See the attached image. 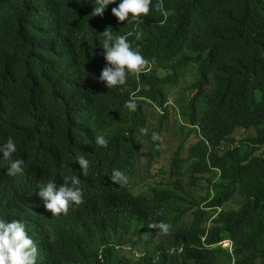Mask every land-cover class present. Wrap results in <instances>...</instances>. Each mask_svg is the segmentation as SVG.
Wrapping results in <instances>:
<instances>
[{"label": "clouds", "instance_id": "9594fccd", "mask_svg": "<svg viewBox=\"0 0 264 264\" xmlns=\"http://www.w3.org/2000/svg\"><path fill=\"white\" fill-rule=\"evenodd\" d=\"M116 1L67 0V6L78 12L86 4L94 10L93 16L105 12L118 22L139 26L152 3L120 0L117 7ZM56 9L42 25L45 33L48 23L55 20ZM155 9L165 21L175 15L174 9H164L162 0ZM113 33L106 28L102 37L96 38L85 63L100 89L101 116L111 125L106 135L87 136L86 154L93 157L91 162L85 155L76 161L73 147L69 151L55 149L54 155L38 152L40 145L48 144L52 132L48 101L54 105L58 97L54 86L50 98L42 93L22 109L11 104L4 111L0 120V185L3 183L6 195L1 202L5 214L0 215V264H238L231 236L217 233L213 224L221 207L211 203L216 187L237 199L264 184V119L256 124L251 108L262 101L261 92L254 89L250 77L238 75V84H230L220 80L218 71V80L214 74L198 71L186 81L185 91L166 93L160 103L150 104L144 95L149 87L143 75L155 56L163 55L164 40L154 42L145 57L132 38L128 39L132 32ZM197 35L188 36V53ZM141 36L142 31L135 33L136 40ZM1 58L5 53L0 51ZM223 59L217 56V64ZM121 107L129 113L125 125L120 124ZM239 108L245 110L241 117ZM87 114V127H91L98 118L88 109ZM90 164L92 169L98 164L114 169L108 175L111 187L86 197ZM170 164L197 169V195L204 199L192 208L176 199L177 213L166 219L156 212L165 200V193L158 188L148 193L152 205L121 229L119 217L130 203L117 184L129 182L123 166L133 167L134 185L148 189L155 182L152 176L163 175ZM82 203L103 238L97 236L77 250L67 239L64 217ZM226 205L231 207L232 202ZM68 253L74 263L68 261Z\"/></svg>", "mask_w": 264, "mask_h": 264}, {"label": "trees", "instance_id": "16d2710c", "mask_svg": "<svg viewBox=\"0 0 264 264\" xmlns=\"http://www.w3.org/2000/svg\"><path fill=\"white\" fill-rule=\"evenodd\" d=\"M157 2L159 0H152L149 14L141 18L142 23L137 26L118 22L116 17L105 12L93 16L94 10L86 4L74 12L73 6H67V0H0V51L5 53V58L0 60V120L4 119V111L11 104L22 109L23 104L33 101L39 94L50 98L54 86L58 97L54 105L48 101L52 132L48 144L40 145L38 152L54 155L55 149L69 151L73 147L76 161L85 155L91 162L93 157L86 154L87 136L106 135L111 125L101 116L97 101L100 89L86 71L85 63L96 38L110 28L114 35L132 32L128 39L132 38L145 57L154 42L160 44L164 40L163 55L157 54L149 72L143 75L149 87L144 95L150 99V104L160 103V97L166 93L185 91L186 81L190 82V77L198 71L214 74L217 80L218 71L220 80L230 84H238V75L247 76L254 80H251L254 89L262 94V101L251 107L253 121L260 123L264 119V0H162L164 9L175 11L166 21L155 9ZM119 3L120 0L114 5L118 7ZM55 7V20L48 23L45 33L42 25ZM137 31H142L139 40L135 39ZM193 34L198 35L188 53V36ZM217 56L224 58L218 64ZM221 63L224 64L218 69ZM87 109L98 118L91 122V127H87L90 121ZM244 112L240 108L237 110L239 117ZM121 113L120 124L125 125L129 118L127 108L121 107ZM92 165L87 175L86 197L111 187L108 175L114 168L98 164L92 169ZM168 169L163 175H153L155 182L145 189L132 182L133 167L123 166L122 171L129 173V182L117 184L130 203L119 217L121 229L152 205L148 193L158 188L165 193V200L156 212L166 219L177 213L176 199L190 208L204 199L197 195V169L186 164H170ZM219 188L214 189L211 203L221 207L213 218L217 233H229L238 264H264V184L247 195H238L237 199L218 191ZM5 195L2 183L0 215L5 214L4 204H1ZM227 201L232 202L231 207L226 205ZM82 206L83 203L70 208L64 217L68 226L67 239L77 250L90 245L97 236L103 238L93 228ZM166 219L159 218L169 222ZM71 254L68 253L67 258L74 263Z\"/></svg>", "mask_w": 264, "mask_h": 264}, {"label": "rangeland", "instance_id": "374dc122", "mask_svg": "<svg viewBox=\"0 0 264 264\" xmlns=\"http://www.w3.org/2000/svg\"><path fill=\"white\" fill-rule=\"evenodd\" d=\"M167 102L171 103V98L170 97H168Z\"/></svg>", "mask_w": 264, "mask_h": 264}]
</instances>
